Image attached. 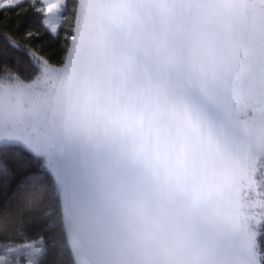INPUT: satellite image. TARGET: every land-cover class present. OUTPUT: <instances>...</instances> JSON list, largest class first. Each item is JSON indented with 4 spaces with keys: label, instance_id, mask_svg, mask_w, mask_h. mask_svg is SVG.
I'll use <instances>...</instances> for the list:
<instances>
[{
    "label": "snow or ice",
    "instance_id": "6c2138e0",
    "mask_svg": "<svg viewBox=\"0 0 264 264\" xmlns=\"http://www.w3.org/2000/svg\"><path fill=\"white\" fill-rule=\"evenodd\" d=\"M264 264V0H0V264Z\"/></svg>",
    "mask_w": 264,
    "mask_h": 264
},
{
    "label": "clouds",
    "instance_id": "9594fccd",
    "mask_svg": "<svg viewBox=\"0 0 264 264\" xmlns=\"http://www.w3.org/2000/svg\"><path fill=\"white\" fill-rule=\"evenodd\" d=\"M158 256L160 259V264H171L172 256L171 253L166 249H159Z\"/></svg>",
    "mask_w": 264,
    "mask_h": 264
}]
</instances>
